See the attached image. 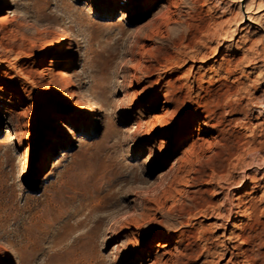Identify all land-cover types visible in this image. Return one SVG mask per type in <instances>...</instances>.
Segmentation results:
<instances>
[{
	"label": "rangeland",
	"instance_id": "rangeland-1",
	"mask_svg": "<svg viewBox=\"0 0 264 264\" xmlns=\"http://www.w3.org/2000/svg\"><path fill=\"white\" fill-rule=\"evenodd\" d=\"M7 4L0 264H264V0Z\"/></svg>",
	"mask_w": 264,
	"mask_h": 264
},
{
	"label": "bare ground",
	"instance_id": "bare-ground-1",
	"mask_svg": "<svg viewBox=\"0 0 264 264\" xmlns=\"http://www.w3.org/2000/svg\"><path fill=\"white\" fill-rule=\"evenodd\" d=\"M7 1L9 2L10 0H0V13L3 10V7H7L9 6V4H7ZM245 13H248V11H245ZM249 19V16H248ZM14 19L10 20V18L8 16H2L0 19V24L5 27L11 24V22ZM67 45V47L65 46ZM57 46L60 52L64 50V46L66 47L65 50H69L70 47H68V38L66 33L61 32L58 41H57ZM71 49V48H70ZM72 52L70 53L71 56H73L74 50H71ZM65 68V67H64ZM71 75L69 74L67 69H61L58 73V79H53L51 82V86L52 88H54L55 90H59L61 91L62 89V80H64L66 82V94H65V98H64V105L63 108L65 111H70L71 108H73V106L75 105V110L74 112L77 113L79 111L78 105L74 104V100H75V96H74V92L73 90L71 91V89L73 88V85L71 83V81L69 80V77ZM82 110H84L85 114L89 113L90 111V102L86 99L83 103L82 106ZM76 116L75 114L71 115V118L68 120V122H60L58 123V125L56 124H52L50 126L49 132L46 133V139H49V137L52 135L51 133L53 132V130H56V137H62L65 136L66 134H71V129L68 127V125L73 126L74 124H76ZM140 123H136L135 127H136V131H138L140 129ZM216 125H211V128H214ZM73 136V135H72ZM186 142H182V145H184ZM59 144L58 141H53L51 142V146H50V150H53L55 147H57ZM48 153H46V157H48ZM160 249H164L167 248L168 245H165L164 243L162 245L158 246ZM7 251L3 250L2 254H3V259L5 258L4 256L6 255ZM165 254V253H164Z\"/></svg>",
	"mask_w": 264,
	"mask_h": 264
}]
</instances>
